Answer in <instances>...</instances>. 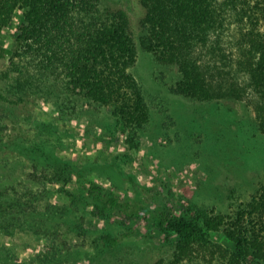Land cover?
<instances>
[{
  "label": "trees",
  "instance_id": "1",
  "mask_svg": "<svg viewBox=\"0 0 264 264\" xmlns=\"http://www.w3.org/2000/svg\"><path fill=\"white\" fill-rule=\"evenodd\" d=\"M132 1L140 19L125 4L105 0H0V40L21 12L14 48L0 75V102L51 101L60 115L72 119L79 96L109 106L136 147L151 119V105L163 102L146 91L133 71L142 45L159 63L177 69L169 87L176 96L221 104L236 114L242 105L252 106L253 123L264 132V28L249 27L236 45L240 56L235 62L247 76L243 84L215 59L223 50L227 17L248 15L238 0ZM21 123V129L12 130L0 117V235L27 232L44 248L22 257L0 243V264H79L69 257L68 241L75 235L107 251L123 236L142 233L144 220L173 243L168 255L149 264H264V182L233 213L185 203L162 219L146 220L125 212L107 197L105 186L60 154L61 126L44 122L31 130ZM109 201L116 205L108 206ZM88 217H114L129 231L104 229L93 236ZM135 217L134 227L130 221ZM214 234L227 244L213 241Z\"/></svg>",
  "mask_w": 264,
  "mask_h": 264
},
{
  "label": "rangeland",
  "instance_id": "2",
  "mask_svg": "<svg viewBox=\"0 0 264 264\" xmlns=\"http://www.w3.org/2000/svg\"><path fill=\"white\" fill-rule=\"evenodd\" d=\"M238 1L240 11H247L248 15L242 20L240 15L227 17L220 39L223 50L215 59H219L222 71L229 70L232 80L243 84L247 76L235 62L240 56L236 45L241 32L249 27L263 30L264 0ZM113 2L125 4L134 16L137 13V19L141 18V11L132 0H105L107 5ZM20 20L19 11L1 36L0 75L14 48ZM133 71L148 93L163 100L151 105V119L140 132L136 147L127 141V132L109 106L90 104L79 96H75L78 110L72 119L60 115L51 101L44 100L19 105L0 102V117L12 130L21 129V122L31 130L44 122L54 123L58 129L61 126L65 140L59 147L60 154L73 159L93 180L105 186L110 193L107 197L116 199L128 214L158 220L185 203L233 213L249 201L264 182V132L253 123V107L242 105L236 114L221 104L176 96L169 87L176 79L177 69L159 63L142 45ZM2 81L0 77V86ZM138 217L131 219L132 226H137ZM144 221L142 233L123 236L121 243L107 251L84 243L82 237L75 235L68 241L69 257L79 264H149L168 255L172 241L159 237ZM86 226L93 236L104 229L122 234L129 231L114 217L110 221L88 217ZM1 236L0 243L10 245L22 257L44 248L42 241L27 232L13 238ZM212 239L227 244L222 235L214 234Z\"/></svg>",
  "mask_w": 264,
  "mask_h": 264
}]
</instances>
